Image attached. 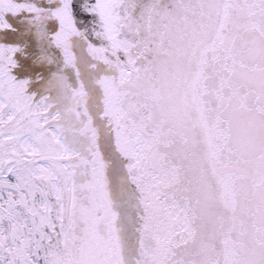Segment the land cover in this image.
<instances>
[{
  "label": "water",
  "instance_id": "95a60500",
  "mask_svg": "<svg viewBox=\"0 0 264 264\" xmlns=\"http://www.w3.org/2000/svg\"><path fill=\"white\" fill-rule=\"evenodd\" d=\"M85 10L97 27L108 16L112 40L69 46L45 88L103 165L125 249L135 243L138 264H264V0H86ZM137 140L139 165L127 147ZM141 166L159 176L152 199ZM130 211L145 217L134 241Z\"/></svg>",
  "mask_w": 264,
  "mask_h": 264
},
{
  "label": "snow or ice",
  "instance_id": "6c2138e0",
  "mask_svg": "<svg viewBox=\"0 0 264 264\" xmlns=\"http://www.w3.org/2000/svg\"><path fill=\"white\" fill-rule=\"evenodd\" d=\"M85 2L0 0V264H138L135 243L125 249L120 211L109 205L101 161L91 145L75 144L45 88L67 67L69 46L112 40L108 16L93 25ZM94 51L106 60V47ZM102 83L114 90V80ZM139 144L127 145L138 165ZM141 171L152 199L159 176ZM137 218L142 211L128 213L132 241Z\"/></svg>",
  "mask_w": 264,
  "mask_h": 264
},
{
  "label": "flooded vegetation",
  "instance_id": "af4514ba",
  "mask_svg": "<svg viewBox=\"0 0 264 264\" xmlns=\"http://www.w3.org/2000/svg\"><path fill=\"white\" fill-rule=\"evenodd\" d=\"M33 264H36L35 260L33 261Z\"/></svg>",
  "mask_w": 264,
  "mask_h": 264
}]
</instances>
